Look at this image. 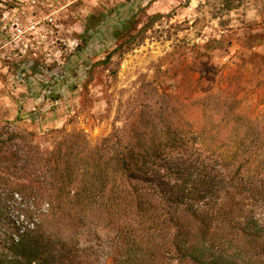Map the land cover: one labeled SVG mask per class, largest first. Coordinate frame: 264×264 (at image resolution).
Instances as JSON below:
<instances>
[{
    "label": "trees",
    "instance_id": "16d2710c",
    "mask_svg": "<svg viewBox=\"0 0 264 264\" xmlns=\"http://www.w3.org/2000/svg\"><path fill=\"white\" fill-rule=\"evenodd\" d=\"M221 108L142 109L95 145L0 125V190L27 204L0 264H76L102 231L113 264H264V124Z\"/></svg>",
    "mask_w": 264,
    "mask_h": 264
},
{
    "label": "rangeland",
    "instance_id": "374dc122",
    "mask_svg": "<svg viewBox=\"0 0 264 264\" xmlns=\"http://www.w3.org/2000/svg\"><path fill=\"white\" fill-rule=\"evenodd\" d=\"M213 97L264 124V0H0V125L44 147ZM26 207L0 190V232ZM106 235L76 264H113Z\"/></svg>",
    "mask_w": 264,
    "mask_h": 264
}]
</instances>
